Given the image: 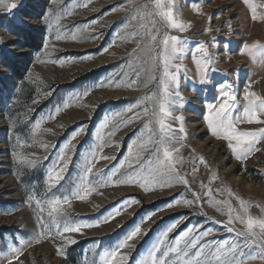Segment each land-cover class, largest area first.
Listing matches in <instances>:
<instances>
[{
	"label": "rangeland",
	"instance_id": "374dc122",
	"mask_svg": "<svg viewBox=\"0 0 264 264\" xmlns=\"http://www.w3.org/2000/svg\"><path fill=\"white\" fill-rule=\"evenodd\" d=\"M15 2L19 5L13 10L15 16L0 7V230H4L0 235V252L6 251V242H11L13 237L30 239L38 230L33 208L27 206L26 194L33 189L38 194L42 193L45 169L69 141L74 131L81 125H86L83 133L71 142L67 150L71 156L65 173L69 187L80 172L79 166L84 154L94 144L100 142L98 136H103L105 143L100 154L114 156L115 159H98L93 172L101 170L100 174L104 176L123 161L132 140L139 136L140 130L152 119L153 102L141 105L149 108V114L127 127H122L114 136L104 134L121 120H126L132 113L124 112L123 116L110 123L107 128H101V124L106 116L122 112L139 98L151 95L157 87L156 81L150 83L147 88L143 87L144 79L153 71L150 64L145 61L155 53L147 48L141 51L147 42L146 36L141 38L130 35L139 31V21H133L127 28L121 27L134 7L133 4H129V0H15ZM85 3L87 7L82 6ZM144 3H149V0H135V4ZM255 3H264V0H255ZM118 5L127 7L110 12V9ZM177 6L182 13L181 18L190 22L192 27L186 32H178L165 28L163 23H159L158 26L161 29L160 36L167 31L186 41L182 45L185 49L183 59L176 61L182 64L188 73L187 79L184 78L183 71L180 76V92L187 103L180 112L174 113V116L181 114L184 116L183 126L187 133L186 142L182 141L184 147L180 155L183 157V164L179 168L181 175L188 180L191 190L200 193L203 212L183 205L167 207L180 193H186L187 197L191 198V191L183 185L157 188L148 192L138 186L123 184L98 187L86 200H73L71 207L66 206L67 216L73 220L100 217L107 209L126 197H135L140 202L129 207L110 223L83 230V235L66 234L77 243L64 244L66 251L64 256L57 250L58 245L62 243L61 239L45 237L40 243H34L25 250L21 257L23 264H94V262L98 264L99 254L118 243L132 226L153 211L156 215L142 225V231L147 234L132 241V248L125 250L130 258L129 264L140 259L159 235L180 217L186 219L170 233V238L177 236L186 227L203 224L204 228L215 232V235L207 239L232 240L233 234L223 231L219 224L205 218L204 213L215 221L227 220V216L218 211L217 207L207 203L208 197L205 192L208 188L212 189L215 200L231 203L233 207L234 204H239L237 197L242 198L251 206L249 209L251 215L264 217V212L261 211L264 209V145L260 146V151L254 152L243 162L236 160L227 146V141L211 135L204 119L207 115L206 105L218 102L215 86L220 82L227 81L235 85L237 102L240 105L245 103L242 94L248 82H251V91L264 96V61L259 58L253 61L247 55L237 54L243 43L251 44L255 41L264 43V22L251 19V11L244 0H177ZM149 7H152L150 3ZM197 8L202 15L197 12ZM225 9L228 10L224 11ZM262 12L264 8L257 9L258 14ZM209 17H213L211 22ZM91 21L98 23L90 24ZM209 26L211 32L207 31ZM18 28L39 37L41 40L39 51L29 50L23 46V41L17 37ZM9 30L14 34H10ZM117 32L120 33L119 36ZM58 35L60 39H57ZM213 35L219 42V48L212 47ZM96 36L99 38L93 39ZM160 36L157 38V44ZM137 41L140 42V47H137ZM200 42L208 46L210 54L218 61L214 63L218 71L212 74L211 85L202 87L195 84L196 91H193L197 74L193 56L200 58V54L196 52ZM225 43L230 45L227 50L230 54L223 50ZM106 46L107 51L101 53V49ZM156 51L158 52L159 48ZM86 56L91 58H84ZM133 56L138 57L134 67L142 66L144 69L141 80L131 89L124 84L116 86L115 81L120 80V76L113 78L112 74L120 73L125 62ZM12 65L20 66V76H16L10 70L9 66ZM236 70H239L238 77L232 75ZM221 73L228 75L224 76ZM132 74L134 75V72ZM154 74L159 79L158 69L154 70ZM109 79H113V83H109ZM99 82H103L104 86H97ZM84 90H88L87 96L74 98ZM65 104L68 106L63 107L54 119H49L55 109ZM241 113L242 108H237L233 115ZM38 122H41V132L34 140L54 147L45 150L34 143L31 132ZM169 123L178 131L180 127L178 123L171 120ZM152 127L155 128L157 125L153 122ZM260 127L264 125L247 123L239 125L240 130H256ZM146 136L147 132L144 138ZM179 139L177 136V140ZM17 140L21 143L18 144ZM109 144L112 146H108ZM14 153L19 156L29 153H35L36 157L47 155V159L36 168L29 169L18 163L17 155ZM198 157H202L207 166L198 162ZM193 166L195 172L190 171ZM129 171L131 169L127 167L120 169L118 175L113 177V181L123 178ZM201 184L204 185L203 190ZM39 198L44 197L41 195ZM6 212L10 214H5ZM44 216L47 219L46 212ZM235 227L243 230L240 224H236ZM252 264L264 262L254 261Z\"/></svg>",
	"mask_w": 264,
	"mask_h": 264
},
{
	"label": "snow or ice",
	"instance_id": "6c2138e0",
	"mask_svg": "<svg viewBox=\"0 0 264 264\" xmlns=\"http://www.w3.org/2000/svg\"><path fill=\"white\" fill-rule=\"evenodd\" d=\"M149 3L152 5L151 8ZM149 3L135 4V0H129V4H133L134 7L121 27L127 28L133 21H139V31H135L130 35L141 38L146 36L147 42L141 48V51L147 48L155 53L145 61V63L150 64L153 71H150L144 79L143 87L147 88L150 83L156 81V90L151 95L141 97L129 104L122 112L106 116L101 128H107L110 123L123 116L124 112L132 113L126 120H121L104 134L109 137L114 136L122 127H127L137 119L149 114L148 107H141L145 102H153L152 119L140 130L139 136L132 140L123 161L104 176H101V170L93 172L95 163L98 159L114 160L115 157L100 154L105 143L104 137L98 136L97 139L100 142L94 144L84 154L79 166L80 172L71 181L72 186L69 187V182L65 180V173L71 162V156L67 150L71 142L83 133L86 125H81L76 129L69 141L59 150L55 159L45 169L42 193L38 194L33 189L26 194V203L28 207L33 208L36 223L39 226L38 230L34 232L30 239L13 237L11 242H6V251L0 252V264H16V262L23 264L21 257L24 255L25 250L34 243H40L45 237L53 240L61 239L62 243L58 245L57 250L60 255L64 256L66 255L64 244L77 243L75 239L66 234L83 235V230L110 223L111 220L121 215L129 207L140 202L135 197H126L112 208L107 209L100 217L73 220L67 216L66 206L71 207L73 200H86L89 194L98 187L123 184L138 186L148 192L157 188L164 189L183 185L191 191V198H188L186 193H180L179 197L184 198H174L167 207L172 208L183 205L203 212L200 193L191 190L188 180L181 175L179 168L183 164V157L180 152L184 147L183 142L187 140V133L183 126L184 116L182 114L174 116V113L180 112L187 103L180 92V76L183 71L184 78L187 79L188 73L186 69H183L182 64L176 63V61L183 59L185 49L182 45L186 41L177 35L169 34L167 31L160 36L161 29L158 26L159 23H163L167 29L186 32L192 25L181 18L182 13L177 6V0H149ZM244 3L250 9L253 21L264 22V12L257 13L258 8H264V3L257 4L255 0H244ZM82 6L87 7V3ZM0 7H3L8 14L15 16L13 10L17 9L19 5L15 0L7 3L5 0H0ZM125 7L127 5H118L110 9V12ZM197 12L199 13V8H197ZM49 14L51 15V13ZM199 14L202 15L203 13ZM216 15L218 16L219 13ZM212 19L213 17H209V22ZM92 23H98V21H91L90 24ZM228 27H231L230 22ZM84 30L86 31L87 28ZM9 31L10 34H14L11 30ZM207 31H212L210 26ZM117 35L119 36L120 33L117 32ZM158 36H160V39L157 44ZM60 38L58 35L57 39ZM98 38L96 36L93 39ZM211 44L213 48H219V42L216 40L215 35H213ZM137 47H140L139 41H137ZM157 48H159L158 52L156 51ZM229 48L230 45L225 43L223 50L226 54H230L227 53ZM105 51H107V46L101 49V53ZM196 52L200 54V58L193 56L197 68L193 91H196L195 84L202 87L211 85L213 83L212 74L218 71L214 67V63L218 61L210 54L207 45L200 42ZM237 54L247 55L253 61H256L257 58L264 61V43L260 41L251 44L243 43ZM84 58L90 59L91 57L86 56ZM137 58L136 56L131 57L129 61L125 62L120 73L112 74L113 78L117 75L120 76V80L115 81L116 86L124 84L125 87L131 89L141 80V73L144 69L142 66L134 67ZM157 69L160 72L159 79L154 74V70ZM221 74L228 75V73ZM232 75L238 77L239 70L233 72ZM108 82L113 83V79H109ZM97 86L103 87L104 83L99 82ZM251 86V82L246 84L242 94L245 103L240 105L237 102L238 96L235 85L232 82H220L215 86L218 102L206 105L207 115L204 117L211 135L217 139L227 141V146L231 150L234 159L242 162L254 152L260 151V146L264 145V127L256 130H240L239 128L241 123L264 125V96L251 91ZM88 94V90H84L74 98L80 99ZM67 106L65 104L55 109L54 114L49 116V119H54L55 115ZM237 108H242V113L234 116L233 113ZM135 109H140V111H134ZM170 120L180 125L178 131L173 129L172 124L169 123ZM153 122L157 127H152ZM40 132L41 122H38L31 132L33 140ZM145 132H147L146 138H144ZM177 136L180 137L179 140H177ZM17 143L20 144L21 142L17 140ZM34 143L37 147L45 150L54 147V145L40 141L34 140ZM108 146L112 145L109 144ZM145 153L147 155H144ZM14 155L17 154L14 153ZM44 159H47V155L43 157H36L35 153H29L25 156L17 155L18 163L29 169L36 168ZM197 159L198 162L207 166L202 157ZM125 167L131 169V171L127 172L123 178L113 181V177L117 176L120 169ZM190 171L195 172V167L193 166ZM90 177L95 178L90 179ZM62 181L64 183H61ZM201 189H204L203 184H201ZM41 195L44 197L43 199L39 198ZM205 195L208 197L207 203L217 207L218 211L227 216V220L224 222L215 221L204 213L205 218L214 224H219L223 231L233 234L234 239L209 240L207 238L215 235V232L204 228L203 224L193 225L191 228L186 227L177 236L170 238V233L178 227L181 221L186 219V217H180L159 235L140 259L134 260L132 264H252L254 261L264 262V217L251 215L249 211L251 206L242 198L237 197L239 209H234L231 203L215 200L211 188L206 190ZM261 211L264 212V209ZM45 212L47 213V219L44 216ZM5 214L10 213L6 212ZM155 215L156 213L153 211L143 217L138 224L131 227L118 243L99 254L98 264H129L130 258L125 250L132 248V241L147 234L142 231V225ZM236 224L242 225L243 230H238L235 227Z\"/></svg>",
	"mask_w": 264,
	"mask_h": 264
},
{
	"label": "trees",
	"instance_id": "16d2710c",
	"mask_svg": "<svg viewBox=\"0 0 264 264\" xmlns=\"http://www.w3.org/2000/svg\"><path fill=\"white\" fill-rule=\"evenodd\" d=\"M17 37L23 41V46L29 50L39 51L41 48V40L39 37L35 36L33 33H27L23 31L22 28L17 29ZM10 70L16 76H20V66L12 65L9 66ZM4 230H0V235Z\"/></svg>",
	"mask_w": 264,
	"mask_h": 264
},
{
	"label": "bare ground",
	"instance_id": "6f19581e",
	"mask_svg": "<svg viewBox=\"0 0 264 264\" xmlns=\"http://www.w3.org/2000/svg\"><path fill=\"white\" fill-rule=\"evenodd\" d=\"M233 208H234V209L239 208V204H238V205H235V204H234V205H233Z\"/></svg>",
	"mask_w": 264,
	"mask_h": 264
}]
</instances>
